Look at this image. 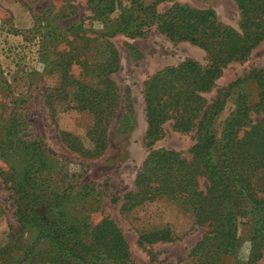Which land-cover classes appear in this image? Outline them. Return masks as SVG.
I'll list each match as a JSON object with an SVG mask.
<instances>
[{
    "label": "trees",
    "instance_id": "trees-1",
    "mask_svg": "<svg viewBox=\"0 0 264 264\" xmlns=\"http://www.w3.org/2000/svg\"><path fill=\"white\" fill-rule=\"evenodd\" d=\"M163 1L173 0H86L101 29L72 35L69 48L52 67L57 80L46 90L55 95L45 104L51 112L86 115L88 151H102L118 98L109 79L118 68L109 39L143 38L153 29L170 42L200 49L205 55L203 66L185 60L154 73L143 87L146 145H152L162 135V125L170 122L176 132H193L190 158L184 160L171 150L149 151L119 211L159 200L187 211L192 223L205 229L190 249L191 264H228L238 244L237 228L245 225L251 245L242 264H264V68L235 78L217 89L210 101L203 97L226 65L245 62L264 40V0H232L239 18L236 29L221 24L210 9L172 4L156 12ZM73 67L75 76L70 73ZM230 96H234V110L218 122ZM257 109L262 117L253 123L249 113ZM62 138L72 150H85L76 144V137L62 133ZM55 177L60 179L53 183L63 180ZM38 179L24 176L9 182L17 228L0 246V264L129 263L127 244L112 221L102 219L86 237L83 227L66 221L64 193L49 190L47 179ZM172 239L170 229L163 226L140 230L136 244Z\"/></svg>",
    "mask_w": 264,
    "mask_h": 264
},
{
    "label": "rangeland",
    "instance_id": "rangeland-1",
    "mask_svg": "<svg viewBox=\"0 0 264 264\" xmlns=\"http://www.w3.org/2000/svg\"><path fill=\"white\" fill-rule=\"evenodd\" d=\"M172 4L210 9L221 24L237 28L238 11L232 0L163 1L155 10L162 13ZM100 29L86 0H0V246L17 228L9 182L28 176L36 182L47 179L49 190L64 193L66 221L83 227L86 237L102 219L112 221L127 244L128 264H191L190 249L205 229L194 225L187 211L160 200L125 213L119 207L123 196L132 192L135 174L149 151L171 150L189 160L194 143L193 132H176L165 122L162 135L146 145L144 83L154 73L185 60L203 66L205 55L187 43L168 41L153 29L143 38L111 37L118 68L109 79L118 90L117 106L106 128L105 149L92 152L85 136L89 118L76 111L51 112L45 102L55 95L46 90L57 80L51 70L69 48L72 35ZM253 68H264V40L245 62L226 65L204 99H214L217 89ZM70 73L75 76L77 68ZM233 101L234 96L226 98L218 122L234 110ZM249 116L253 123L262 117L258 109ZM62 133L76 137V144L85 150H72ZM55 175L63 180L53 183L60 179ZM163 226L172 232L170 242L136 244L140 230ZM247 232L245 225L237 228L238 244L228 264L245 263L251 245ZM24 237L30 241L28 233Z\"/></svg>",
    "mask_w": 264,
    "mask_h": 264
}]
</instances>
